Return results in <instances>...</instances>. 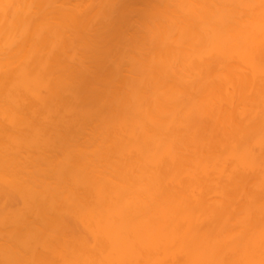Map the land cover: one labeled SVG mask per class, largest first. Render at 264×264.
I'll return each instance as SVG.
<instances>
[{
    "label": "bare ground",
    "instance_id": "1",
    "mask_svg": "<svg viewBox=\"0 0 264 264\" xmlns=\"http://www.w3.org/2000/svg\"><path fill=\"white\" fill-rule=\"evenodd\" d=\"M0 264H264V0H0Z\"/></svg>",
    "mask_w": 264,
    "mask_h": 264
}]
</instances>
